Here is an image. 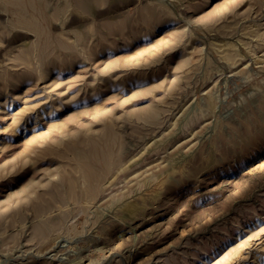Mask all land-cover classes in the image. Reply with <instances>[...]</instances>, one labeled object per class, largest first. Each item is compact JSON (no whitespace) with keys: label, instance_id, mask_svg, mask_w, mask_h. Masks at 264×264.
<instances>
[{"label":"rangeland","instance_id":"374dc122","mask_svg":"<svg viewBox=\"0 0 264 264\" xmlns=\"http://www.w3.org/2000/svg\"><path fill=\"white\" fill-rule=\"evenodd\" d=\"M0 264H264V0H0Z\"/></svg>","mask_w":264,"mask_h":264},{"label":"bare ground","instance_id":"6f19581e","mask_svg":"<svg viewBox=\"0 0 264 264\" xmlns=\"http://www.w3.org/2000/svg\"><path fill=\"white\" fill-rule=\"evenodd\" d=\"M92 177H93V176H92ZM92 179H94V180H95V178H92ZM112 179H113V178H112ZM108 181H109V180H108ZM115 184H116V183H115ZM115 184H114V185H115ZM101 196H102V195H101Z\"/></svg>","mask_w":264,"mask_h":264}]
</instances>
